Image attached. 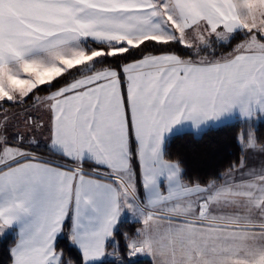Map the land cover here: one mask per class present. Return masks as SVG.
Instances as JSON below:
<instances>
[{"label":"snow or ice","instance_id":"1","mask_svg":"<svg viewBox=\"0 0 264 264\" xmlns=\"http://www.w3.org/2000/svg\"><path fill=\"white\" fill-rule=\"evenodd\" d=\"M258 123L264 0H0L9 264H264ZM237 124L240 155L206 182L171 158Z\"/></svg>","mask_w":264,"mask_h":264},{"label":"trees","instance_id":"2","mask_svg":"<svg viewBox=\"0 0 264 264\" xmlns=\"http://www.w3.org/2000/svg\"><path fill=\"white\" fill-rule=\"evenodd\" d=\"M46 93H40L44 95ZM257 135L264 137V126L257 124ZM247 129L242 125H229L224 128L208 129L200 136L191 134H182L176 137L170 151L173 153V159L177 154L182 156L186 161V167L189 175L193 179L207 181L214 174L223 172L232 164L240 155L238 151L239 137ZM129 219H125L121 225V232H132L135 227ZM13 237L9 234L7 237H0V264H9L7 257V248L11 244ZM112 246L107 251L112 252ZM70 254L75 257V250H69ZM66 251V255L69 254ZM112 257H108L110 261ZM106 261V264H107Z\"/></svg>","mask_w":264,"mask_h":264},{"label":"crops","instance_id":"3","mask_svg":"<svg viewBox=\"0 0 264 264\" xmlns=\"http://www.w3.org/2000/svg\"><path fill=\"white\" fill-rule=\"evenodd\" d=\"M6 108H7V106H5ZM21 110H20V108H9V112L10 113H17V112H20ZM35 115H37V116H39L38 115V113L37 114H35ZM22 118V117H21ZM42 139V138H41ZM130 220V219H129Z\"/></svg>","mask_w":264,"mask_h":264},{"label":"rangeland","instance_id":"4","mask_svg":"<svg viewBox=\"0 0 264 264\" xmlns=\"http://www.w3.org/2000/svg\"><path fill=\"white\" fill-rule=\"evenodd\" d=\"M7 107H8V106H7ZM32 114L35 115V114H37V113H36V112H33ZM38 115H42V114H41V113H38Z\"/></svg>","mask_w":264,"mask_h":264}]
</instances>
